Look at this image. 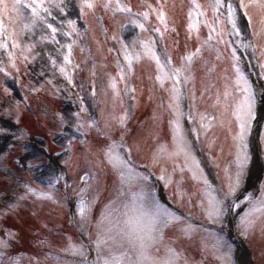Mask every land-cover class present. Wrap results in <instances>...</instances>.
Listing matches in <instances>:
<instances>
[{"label":"rangeland","instance_id":"374dc122","mask_svg":"<svg viewBox=\"0 0 264 264\" xmlns=\"http://www.w3.org/2000/svg\"><path fill=\"white\" fill-rule=\"evenodd\" d=\"M204 1H206L207 3V5H203L206 17L207 19L211 20L212 10L209 5L212 0ZM101 3L102 0H98L97 7L94 10H90V12H87L89 10L85 9V15L83 17H81L79 14L80 0H64V4L67 5L65 10L67 13L66 15L60 13L59 9L52 7L53 15L56 16V22H53L51 20L49 22H53V26H58L57 22L63 20V30L66 31L68 30L67 20L72 19L76 20V27L79 30V34L74 32L72 33L71 37H66L63 35V32H61L59 35H57V40L59 41V44L51 42L50 39L41 40L42 36L50 35L51 30L48 29L46 25L38 24L32 30L23 29V23L27 22V20H17L15 18V14L11 13V5L9 4V11L5 12L2 16H0V19H3L6 30L8 25L10 31H7H14L16 34V40L20 47L12 49L10 44V42L12 41L11 39H8V49L14 52L16 57L15 62L19 65L20 69H22V71L20 72L16 71L15 74L14 72L8 70L7 52L4 49H0V61H2L3 64L6 66V71L9 72L8 76H5L3 73H0V84H2L3 86H7L9 89H11V93L13 94L15 99L20 98V100L23 102V108H25V111L28 110L29 107L31 108V106L26 104V101L29 100V102L34 108L32 109L38 113L39 117L42 115L43 122H47V124L41 123L39 125L38 122L34 124V122H29L28 118H22L21 115V119H19L18 117L14 116L13 112L10 110L11 105L9 104V102L5 103L4 99L0 96V129H4V132L0 134V153L6 154L7 156L6 161L0 164V239L6 240L5 238H2L1 232L3 231V229H9L7 225L8 222H10V225H12L13 227V233L21 237V239L23 237L30 239V245L33 247L37 246L42 249L47 247L52 248L56 245L60 247L62 251L67 247V244L63 246L64 237L59 233L57 229L53 230L55 235L49 233L47 231L48 229L44 230V227L47 223L57 222L54 219L55 217H53L52 212L59 211L63 207L62 203H65L66 201L65 194L68 193V191H64L65 181L61 180L60 182L63 183L60 184L59 182L57 184L56 189L52 193L54 199L51 200L42 198L38 195L27 194L25 185L33 188L37 193L49 191L48 178L55 177L53 175H49L50 167L56 169L57 167L61 166L58 170V174H64L67 169L66 163L69 159L68 158L65 160V157H67L68 154H71V156L75 157L74 160L71 161L73 170L77 168V170L79 171L80 167H82V172L89 173L90 170H87V167H92L93 165L89 161L88 156L93 158L95 163L100 164V166L104 165V155H101L103 154L102 151H100V154L98 153V148L96 149L97 143H95L94 145L90 144V146L89 144L82 145L80 141L81 139L84 140L85 136L81 137L79 134H77L75 130L74 125L76 122L73 118V113L78 112L80 109V97L83 98L84 104L88 108V112L81 113L82 115L84 114V116H94L92 114L95 108H99V111L96 112V115H98V119L101 118L102 120L100 122L101 126L98 122V128L96 129V132L89 130V134L92 135L94 139H97V137H100V139H102L104 136L107 137V135H101L99 133H105L110 136L111 134H114L113 132H116V134L119 136L124 133V137L126 136V134H130L128 133L127 128L126 131H118L121 130L119 126H122L119 123V118L124 115L122 112V115L119 112V109H121L122 107L119 108L118 103L120 96L125 94L126 101L128 103L127 111L130 109L131 111L136 113L135 116L130 119V121L134 123L133 131L134 129H136L135 127L137 126L139 131L141 132L131 134V136L127 137L128 141L126 143L130 144L134 149H136V147L139 146L141 143L140 140L145 142L143 144L144 146L138 150L139 153L137 156L139 158V162H141L142 168L151 171L150 174L156 179H158L161 173V168L167 167V164L169 167L173 164L172 161L167 159H161L160 163L155 166L152 162V152L155 149L156 145L158 143H163V141L167 142V144L170 145L171 142V133L169 129L170 114H168L165 111V107L162 106V103L160 101V93L157 91L150 93V96L158 94V98L155 102L152 101L151 97H148L149 95H147L146 92L141 95L138 93H134V101L130 102L131 99L129 97V94H126L125 92V86L128 84L126 79L129 76H132L134 64H136V61L140 60L141 62L143 61L144 63H147V60H150V54L146 51L142 44V42L149 43L148 37L146 36V33H144L143 30H139L138 27L131 24L129 16L124 13H118L120 15L118 16L116 14H113L111 11L110 13L105 12V15L108 16L110 28L108 30V28H103L102 26H100V21L99 23L97 22V18L95 15L97 14L96 12H99L100 14V12L102 11V6H100ZM250 11L253 13L254 18L258 19L260 15L259 10L253 7L252 9H250ZM9 16H11L12 19H9ZM126 24L131 25L132 29L128 30V26L122 29L121 26ZM224 27L225 31H227V26ZM197 35L199 36V39H196L200 43H204L200 33H198ZM113 36H115L116 39H112ZM72 40H75L76 43L73 45L70 55V60L72 61V63L67 66V71L72 77V84H69L68 80L64 77L63 74L59 72L58 69L59 66L64 63L63 57L65 54H68V49L66 47L69 43L72 42ZM121 40L123 41V45L127 46L126 48L122 46L120 42ZM263 41L264 40L258 41V43H262ZM30 44L34 45V47L31 48L30 51H22L26 49L27 46ZM61 46L64 47L62 48ZM115 50L117 51L116 53H114L116 56H113V58L111 57L109 61V56L107 55V52L110 55L111 52ZM211 50L213 51L215 50V48H211ZM86 51H89V60L88 56H86ZM208 51L209 50L205 48V56H202L201 59L197 61V64L193 66V71L190 73V79L187 83L189 99H186L188 101V104H191L192 92L195 91V96H197V89L198 87H201L199 92L201 95L202 93H204L202 98L203 100L195 101V103L199 104L200 102H202L201 107H203L202 109L204 111L206 110L205 114L208 112L207 108L216 104L218 93L220 94V107L222 109V105L224 103H227L229 106L232 104L231 98L226 102L224 101L223 85L220 86V84H218L217 82H212V84H210L204 78V75L208 73V69L206 67L211 61L215 62V60L212 59V57L210 56V53L212 51L207 54ZM125 53H127L131 57V72H129L130 74H126L129 75L122 80L121 84L117 85L113 82L115 84V89L120 94V96H117L115 93H113L115 89L112 90V87L110 86L111 84H113L111 83V75H114L110 70V65L116 66L118 60L121 59V62L128 66V61L124 59ZM218 54L220 58H223L222 53L219 50H215L214 56L217 57ZM227 54L228 52H226V55ZM50 55L53 59H56L57 61L56 68H53L51 64V60L49 59ZM246 55L251 67H253L254 69L255 74L257 75V73L259 72L257 76L260 77V68L256 60L253 59L251 56V49L247 50ZM24 56H28V59L25 60ZM132 58H135L134 62ZM196 66L199 67L200 70V76L198 77L196 76ZM91 68L95 69L96 75L97 73L99 75V78L97 77L96 80H93L88 75ZM219 69L226 73L225 77L228 80V84L232 85L234 78H232V81L230 82L231 70L228 66V63L226 61L221 62ZM79 71H81V74L77 76ZM232 75L234 76V73ZM74 78H76L77 80ZM16 79L20 80V83L18 84V90H16L14 87V82ZM23 79L26 80L23 81ZM27 81L28 84H26ZM48 81H51V83H48ZM260 82L261 86H263L264 89V81L261 77ZM167 83L168 82L165 80L164 84ZM159 84L160 83L157 82V86ZM93 85L95 86L96 93L99 94L101 92L100 95H104L102 98H98L96 95L93 98ZM30 86L34 89L37 88V91L40 92L44 97H46L49 107V109L47 108L48 113L45 114L40 109L36 108V102L33 103L32 98L28 99V91ZM141 86L143 85L141 84L139 87ZM153 89L159 90V88L155 86V82L153 83ZM206 92L211 93V96L209 98V93L207 96H205ZM204 98H206V100ZM36 101L39 102V100L37 99ZM162 101L169 102V99H164ZM42 105H44V103ZM38 110L41 111L43 114ZM167 110L170 111L169 104L167 106ZM214 111L216 112L218 110L214 109L213 112ZM230 113L231 108L229 107L228 115ZM61 116L63 117V120L60 119ZM197 119L199 118L197 117ZM17 120L19 122H17ZM82 120L85 119L83 118ZM18 124H23L24 127H28L33 130L31 133L32 136L27 137L26 135L22 134V132L17 127ZM192 126L193 125H190L187 119L185 118V127L188 128ZM154 130L157 131L158 135H152V131ZM261 133H264V127ZM223 134L226 135L224 131ZM21 136L22 138L18 139V137ZM221 136L223 138V135ZM189 137L195 140L196 143L199 140L196 138L195 135H190ZM229 137L232 138V133L230 132ZM162 138L163 141H161ZM226 139V137L223 138L222 144L221 142H219L216 146L217 149L221 148L220 150H218V158L221 160L220 167L222 170L230 169L234 173L236 170L235 147L233 141L231 140L229 142L232 143L230 147H227L229 146V144H227V146H224V140L226 142ZM69 140L72 141L70 152L66 151V149L68 148ZM133 141L136 142L135 145ZM259 141L262 146V153L264 155V141H261L260 138ZM48 144H51L53 146ZM48 147L50 151L48 150ZM49 153L54 154L56 160H52L54 156L50 155ZM201 156L203 159L200 163H203L202 167L206 170V177L211 178L212 168L210 160L209 158L204 156L202 151ZM18 160L23 164V167L16 163V161ZM50 162L52 163V165H50ZM213 163H217L216 158L214 159ZM29 164H31V167H29ZM257 166V174L255 175L253 182L250 185L251 189L247 192V194L253 193L255 196H257V193L259 191L258 183L260 182V174L263 173L262 171L264 170V166ZM106 167L108 168L107 170L110 173H113L112 168L110 166L106 165ZM222 177L223 182L226 185V171H222ZM172 179L174 183L167 188L165 187L166 195L168 198H171L177 189L178 177L173 175ZM132 182L134 183L133 185L131 184L132 189L134 191H139L138 182L136 180H132ZM68 185L70 186L69 193L75 197L74 201L76 203L79 198L77 197L78 195L76 190L82 187L78 184H75L72 179H70ZM192 187L196 188V190H192L189 193L188 197L190 196V198H194V202H197L198 205L201 199L202 184L200 182L195 181ZM214 187L217 188L215 185ZM58 190H60V192ZM145 190H147V188ZM90 193H93L92 189H90L87 195H89ZM11 195L14 196L15 199H13L11 204H9L10 207H6V202L1 201V197L8 196V198L11 199ZM22 196L25 198L20 199V197ZM243 199L244 198L240 200ZM182 202L183 201L181 200L180 203L182 204ZM96 207H98V203H96L91 209V218L92 220L95 219V222L96 218L94 217L96 216V213L94 211V208ZM197 207L199 208V206ZM245 207H247L246 203L241 204L239 208H234V216L237 217L236 226L238 227L236 235L239 236L241 243L244 247V253L242 255L246 264H264V250H260L261 242L262 240H264V217L257 219L254 228L252 229V231L249 232L248 235L242 234V230L239 227V218L240 215L243 214V209ZM103 208L104 206L100 208V210H98V214L101 213ZM199 212H196V214L198 215ZM19 215L23 217L22 220L25 221V223L21 227H18V225L20 224V220L18 218ZM225 221L226 219L223 221V224L226 226ZM208 222V230H204V228H202L201 226L199 227L200 232L203 234L201 235L202 240L205 238L204 242H202L200 246V253H202L206 258L207 264H220V261L217 260L213 255L212 245L214 244V239L213 236L210 234L220 233L228 240L229 237L227 236V234H223V231H227V228L220 223L214 224L210 221ZM77 224H79V220L77 221ZM80 224H82V227L88 230L87 233L88 235H90L89 239L91 240V243H93L96 232V229L93 226L94 234L90 233V231L92 232L91 227L93 223H82L80 219ZM181 227L182 225L178 226V224H176L175 226V228H178L179 231ZM7 232L9 233V231ZM45 232H47L48 235H46ZM59 235L60 237H58ZM183 239L186 238L183 237ZM111 245L112 243L109 242L108 246L103 249L102 255L108 256L110 254L108 252L109 247L112 249V253L116 255H119L126 249L129 251V254H132L131 245H129L127 241H124L122 243V246L117 244H114L112 246ZM251 246H254L252 248L253 255L251 253V249L248 248ZM93 247L97 259V250L95 248L94 243ZM182 247L183 246L181 245V243H177L175 245V250L178 253L182 254L184 250V248ZM187 247L190 248V250L192 249V251L196 249L194 241L191 243L190 247ZM235 247L236 246L232 245V253ZM3 252L6 254L7 259L9 257L14 258L18 261V264H55V262L50 258L51 256H46L42 253H36L34 254V256H36L38 259L36 260L33 258V255L29 257L25 256L21 248H14L13 250H11L9 245L3 248ZM182 256L183 254L181 255V257ZM49 258L50 260H48ZM4 259L7 260L5 256ZM184 259L187 258L184 257L180 259L179 264H184ZM187 261L188 264H201L193 258L187 259ZM231 264H235L232 258Z\"/></svg>","mask_w":264,"mask_h":264},{"label":"snow or ice","instance_id":"6c2138e0","mask_svg":"<svg viewBox=\"0 0 264 264\" xmlns=\"http://www.w3.org/2000/svg\"><path fill=\"white\" fill-rule=\"evenodd\" d=\"M98 0H80L79 14L81 17L85 15V9L94 10L97 7ZM114 4V6H113ZM105 11H112L113 14L124 13L129 16L131 24L146 30L144 23L141 22L140 17L147 20L150 12L156 14V19L160 25H163V31L160 27L153 29L155 33H158L163 38L164 32L168 31L166 13L163 11V5H159L157 8H153L151 4L147 5L148 11L142 13H133L130 6L121 3V0H102L101 5ZM52 7L59 9L60 13H66L67 5L64 4V0H12L11 13L15 14V18L20 21L27 20L23 23V29L32 30L38 24L46 25L51 30L49 36H42L41 40L50 39L51 42L59 44L57 35L63 32L66 37H71L72 33L79 34V30L76 27V20H67L68 30H63L64 21L61 20L58 26H53V22H56V16L53 15ZM209 7L212 10V19L209 21L206 17L205 11L202 10V6L193 0L192 7L189 10L188 18L189 23L187 30L189 36L195 30L198 33V21L193 20V10L195 9V15L198 17H205L204 24L209 30L207 39L204 44L216 46L223 44L225 47L231 50V66L234 70V80L229 87L225 86L223 92L224 101L232 99V104L229 106L224 103V112H228L231 108V116L234 117L236 124V131L232 134V140L235 147V165L236 170L233 173L230 169H226L227 183L224 188L213 187L208 178L204 175V171L201 168L200 161L192 151V143L189 139L190 135H195L197 139L201 135H206L207 131L215 126L216 117L208 116L205 113H200L195 109V91L192 92V102L189 105L188 112H185L181 107L180 101L184 97L182 90L183 84L189 82L190 77L183 75L187 67L191 64L193 58L201 51L198 47L195 52L188 53L181 57L182 68H176L172 65L171 57L162 58L157 54L155 50L156 41L152 40L149 43H144L143 47L150 54V58L155 60L158 75L155 80L163 86L165 80L171 81L172 87L169 90L170 100V119L169 129L171 133V150L169 146L164 143H158L152 152L153 165L160 163L161 159H167L173 163V172L178 168L181 173L187 169L192 173V179L202 184L201 199L198 206L201 209L203 216L211 223H220L226 219L227 215L234 208H239L241 204H247V207L243 214L239 218V227L242 230V234L248 235L254 228L258 218L264 217V185H261L259 196H255L253 193H248L243 200L237 202V192L239 191L243 177L245 175V169L247 163L250 160V136L253 128V121L256 119V104L257 93L253 85L249 82L248 78L244 75L239 67V61L241 57L238 55V49H243L245 52L251 49V56L256 60L260 73L264 76V43H258V41L264 40V0H212ZM253 7L257 8L260 12L259 19H255L253 13L250 11ZM9 8L5 0H0V16L5 12H8ZM9 19H12L9 16ZM101 17L97 18V22L101 20ZM53 22H49V21ZM227 26V31L225 27ZM126 27V25L121 26ZM106 31V30H105ZM0 49H4L7 52L8 61L12 68L19 72L16 66V57L13 51L8 49L7 40L11 39V48L16 49L20 47L16 40L15 32L6 31L3 19H0ZM112 39H116L115 36ZM197 39L199 36L197 35ZM215 42L213 45L212 42ZM122 46L123 41H120ZM76 43L72 40L67 45L68 54L64 55V63L59 66V72L64 75L69 84H72V77L67 71V66L72 63L70 55L73 45ZM34 45H28L26 49L22 51H30ZM62 48L64 46H61ZM27 60L28 56H24ZM53 68H56L57 61L49 56ZM124 59L128 61L127 72H131V57L125 53ZM219 59V54L217 55ZM78 67V66H76ZM0 73L5 76L9 75L6 71V66L0 61ZM121 79H125L126 71L121 68ZM51 83V81H48ZM115 89V84L110 85ZM35 91V89H33ZM134 88L125 86L126 94H129L130 99L135 97L131 94L134 93ZM5 94H9V89H4ZM95 86L92 88V96L95 97ZM118 96L119 93L117 92ZM203 95V93H202ZM261 95L264 96V89H261ZM27 99V98H25ZM80 99V109L78 112L73 113L76 119L74 125L75 130L81 137L87 134V131L95 127L98 121L94 116L89 115L87 121L81 119V113L88 112V108L84 104L82 97ZM221 106L220 94H217L216 104L214 107ZM127 112L119 118V123L124 126L126 124ZM223 115V113L221 114ZM197 117L199 119H197ZM185 118L192 127L186 128L184 124ZM63 120V117H60ZM17 122H19L17 120ZM221 125L223 121L221 120ZM198 125V126H196ZM99 131V130H98ZM126 131V128H125ZM229 132L232 130L229 128ZM101 135H107L105 133H99ZM22 138L18 137V139ZM261 141H264V133L260 135ZM108 143L100 149L104 155V162L111 166L113 173L116 176L115 197L110 199L109 202L104 205L99 218L95 222V239L93 241L97 250V259L95 261H89L86 255V246L81 243L79 245L69 242L67 247L63 249L64 252H70L74 256L83 257L78 264H179L181 254L178 253L171 244L172 242H165V232L176 224L182 225L180 232L185 237H190L192 234H199L200 228L193 224L191 221H186L184 217L178 215L173 211H169L160 204V201L156 198V189L149 181L150 177L142 172H139L132 160V150L129 148L124 140V133L121 134L120 140H112L111 136H107ZM81 143H86L81 139ZM72 141H68V148L66 151L70 152ZM27 150V149H26ZM183 157V164H177L178 158ZM21 167L23 164L18 160L16 161ZM31 167V164H29ZM92 179L95 181L96 174L93 172L90 176L86 172L80 177L81 182L85 185L82 188L77 189L78 200L76 202L77 213L82 223L90 222L91 209L96 204L99 196L94 195L91 199L87 198V193L91 188L88 181ZM65 181V189L69 187L66 182L65 174H60L55 177L48 178L47 192L37 193L33 188L25 185L26 193L32 195H38L45 199H54L53 191L56 189L57 184L61 181ZM132 180H136L139 184V191H134L131 187ZM158 180L164 182V186L167 188L174 183L172 176L167 173L165 168H161V175ZM145 188L149 190V195H145ZM174 195L178 197L183 196V192L177 184V189ZM25 197H20L24 199ZM190 202V201H189ZM123 218V219H121ZM213 236L214 244L212 245L213 255L220 264H231L232 245L231 243L220 233L210 234ZM9 237H13L14 233L9 232ZM124 241H127L131 245L132 254L126 249L119 255L113 254L112 249L109 247L108 256L102 255L103 249L108 246L109 242L112 244L121 245ZM7 240L0 239V264H18V261L9 257L4 259L6 255L2 249L7 247ZM160 246H163L164 255H152L151 249L156 248L157 252L160 250ZM51 259L55 264H68L63 260L59 254H50ZM184 264H188L187 259H184Z\"/></svg>","mask_w":264,"mask_h":264}]
</instances>
